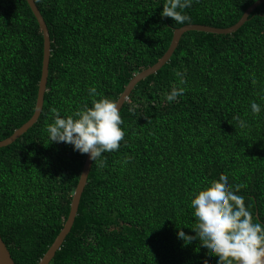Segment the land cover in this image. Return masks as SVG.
<instances>
[{
	"label": "trees",
	"instance_id": "16d2710c",
	"mask_svg": "<svg viewBox=\"0 0 264 264\" xmlns=\"http://www.w3.org/2000/svg\"><path fill=\"white\" fill-rule=\"evenodd\" d=\"M35 1L51 36L44 106L26 133L0 148V234L16 264H38L55 241L87 156L49 143L52 109L67 116L91 106L92 86L117 101L166 53L176 28L232 26L257 0H193L184 24L161 16L165 0ZM43 54L28 1L0 0V140L34 114ZM177 70L186 91L167 102ZM252 101L262 106L258 115ZM120 114V147L102 154L103 167L93 161L75 223L50 264H217L198 241L184 245L177 227L195 234L190 193L221 176L242 186L237 194L264 221V2L232 33L185 32Z\"/></svg>",
	"mask_w": 264,
	"mask_h": 264
},
{
	"label": "clouds",
	"instance_id": "9594fccd",
	"mask_svg": "<svg viewBox=\"0 0 264 264\" xmlns=\"http://www.w3.org/2000/svg\"><path fill=\"white\" fill-rule=\"evenodd\" d=\"M193 0H165L162 17L184 24L190 18L183 12ZM175 75L179 83L164 93L165 100L172 102L182 96L186 89L184 73L177 70ZM92 97L88 104L76 109L70 115L61 116L52 109L53 121L46 125L47 139L50 142H64L73 146L74 151L88 154L89 158L103 167V153L118 150L125 132L118 101L101 96L92 86L88 89ZM96 97H99L97 99ZM127 98L123 96V103ZM253 115L262 111L256 101L250 103ZM130 110H132L130 108ZM239 128H244L247 121L234 118ZM126 159L124 163H127ZM241 185H232L221 176L212 180L206 187L190 193V207L193 209L195 225L191 228L194 235H189L177 227V237L184 245L198 241L200 247L211 256L218 257L217 264H264V221H254L253 215L245 204V198L237 194ZM199 251V248L196 249Z\"/></svg>",
	"mask_w": 264,
	"mask_h": 264
},
{
	"label": "water",
	"instance_id": "95a60500",
	"mask_svg": "<svg viewBox=\"0 0 264 264\" xmlns=\"http://www.w3.org/2000/svg\"><path fill=\"white\" fill-rule=\"evenodd\" d=\"M27 1L34 15L36 16L38 20V23L43 31V37H44L42 75H41V79L39 83L37 103H36L35 112L32 115V117L27 122H25L22 126H20L18 129H16L13 134H11L10 136H8L7 138L3 140H0V148L10 145L11 143L15 142L19 137H21L24 133H26L37 122L43 110L45 94L47 91V83H48V77H49V71H50V68H49L50 59H51V52H52L50 31H49V28H48V25H47V22L44 16L42 15L38 5L36 4V1L35 0H27ZM263 2L264 0L255 1L251 6H249L246 9L243 16L240 18V20L234 25L229 26V27L221 28V27H214V26L206 25V24L191 23V24H186V25L176 28L174 30L171 44L168 50L166 51V53L154 65L144 69L143 71L133 76V78L130 80V82L126 86L124 92L120 95L119 99L117 100L118 101L117 107L120 109L122 108L124 103L129 99L133 89L140 81H142L143 79L147 78L148 76L152 74L157 73L158 70H160L170 60V58L172 57L173 53L175 52L176 48L178 47L180 43V39L182 38L185 32L190 31V30H200V31L213 32V33H219V34L232 33L238 30L249 19L250 14ZM126 95H127V98L125 102L123 103V96H126ZM92 164H93V160H91L89 158V155L87 154L79 182L76 186V189L72 197L69 216L64 224V227L62 228V230L56 237L55 241L50 246V248L45 253V255L41 258L38 264H50L53 258L55 257L57 251L61 249V247L63 246L68 234L71 232L72 227L75 223L76 216L78 214L83 192L88 182ZM0 264H16L1 234H0Z\"/></svg>",
	"mask_w": 264,
	"mask_h": 264
}]
</instances>
